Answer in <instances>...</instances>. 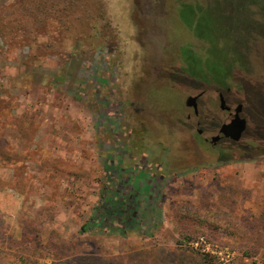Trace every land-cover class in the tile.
<instances>
[{
    "label": "rangeland",
    "instance_id": "1",
    "mask_svg": "<svg viewBox=\"0 0 264 264\" xmlns=\"http://www.w3.org/2000/svg\"><path fill=\"white\" fill-rule=\"evenodd\" d=\"M20 1L0 0V264L76 255L264 264V249L242 253L264 248V145L220 150L196 133L200 121L209 140L210 124L227 118L219 93L234 108L250 99L248 84L264 86V0L250 7L257 31L231 33L241 42L238 62L232 39L217 42L221 29L245 24L226 2L212 9L216 20L225 12L213 47L181 10L201 12L214 0H32L43 13L31 42L28 28L12 26ZM218 55L217 76L205 64ZM193 62L201 69L192 72ZM200 93L197 120L184 102ZM131 194L137 204L125 236L81 231L105 198ZM259 226L262 239H249L244 230Z\"/></svg>",
    "mask_w": 264,
    "mask_h": 264
},
{
    "label": "trees",
    "instance_id": "2",
    "mask_svg": "<svg viewBox=\"0 0 264 264\" xmlns=\"http://www.w3.org/2000/svg\"><path fill=\"white\" fill-rule=\"evenodd\" d=\"M76 0H73V3L75 4ZM237 1L240 2V0H214L213 4L204 9V11H199L196 7L193 9L186 8L185 10H181V21L186 23L190 28H192L195 31V34L199 37H204L207 40L212 39L215 41L217 35L215 34V29H217L218 21L225 22V12L219 11L220 17L218 20H216L213 16L212 9L217 11V8L222 9L221 4L222 2H226L228 4L227 7L228 11H234L236 12L240 17H242V21L245 22V24H241L238 22L237 25L232 28L230 33H226L221 29V32L224 34V39L222 40L219 38L218 41H229L232 39V45L234 46V51H230V54L234 56V61L238 62L241 60V55L239 51V45L241 44L237 42L236 37L232 38L231 33L233 34L235 31H237L239 28L245 33L248 31H257L255 30L257 27L256 22L252 19V16L250 15V7L252 6L251 3L254 0H243L240 2L241 7L238 5ZM220 2L221 4H218ZM72 3V2H71ZM253 4V3H252ZM39 4L33 3L32 0H23L19 3L15 4V8L17 9V15L15 17L17 18L12 22V26L14 27H20L23 29H27L24 31V38L26 37V40L28 42H31V32L33 27L36 25L38 21H41L40 15L43 13L41 10V6H38ZM83 10L87 11L89 10L86 8V3L84 4ZM197 10V12H196ZM227 11V10H226ZM228 11L226 12L228 15ZM210 13L212 14L210 18ZM262 13H264L262 11ZM71 34L74 33V30H71ZM263 33V32H262ZM30 34V36L28 35ZM264 37V33L262 34ZM67 36V35H66ZM72 36V35H71ZM67 36V37H71ZM227 43V42H226ZM229 43V42H228ZM213 47L214 42L212 43ZM225 49L228 50V48L225 46ZM223 52H225L223 50ZM226 53V52H225ZM228 55V54H227ZM229 56V55H228ZM223 55H218L215 59L212 58L209 60L205 67L210 73H216L218 74L222 73V70L224 68L223 63ZM192 66V72H196L197 69H201V66L198 63L193 62L191 64ZM220 77V75H219ZM264 86H253L248 84L247 87V95L250 97L248 101H245V114L248 119L251 120L252 126H249V134L246 137V142L249 145L247 152H254L256 153L258 150L262 148L264 145V92L260 90ZM250 95V96H249ZM249 122V121H248ZM260 147V148H259ZM238 148H235L234 150H237ZM233 151V150H232ZM246 152V153H247ZM248 153L246 155H248ZM264 153V150L262 151ZM219 163H222V160H219ZM137 204V198L134 197L132 194L125 195L124 198H118L117 200H113L110 198H105L101 205H98L95 209L96 215L94 216V219L90 222L84 225L81 228L82 232L88 231V230H95L97 228L101 229H110V231H114L115 229L119 228L121 235L125 236L127 229L132 226L134 222V209ZM110 227V228H108ZM260 227V228H259ZM257 228L253 227L249 230H244V232L248 235L249 239H262L263 230L261 229V226ZM240 231L234 230L232 233L234 236H237L238 239H243V237L239 234ZM260 249L259 244H249L246 246L245 250H243V256L244 257H250L252 251H258ZM61 254H63V249H61ZM186 250V249H185ZM187 251V250H186ZM251 251V252H250ZM193 252V251H191ZM183 258L187 259L190 256H193L190 252H184ZM62 256V255H61ZM208 257V256H207ZM205 257L206 262L210 263L212 260L207 259ZM210 258V257H209ZM20 264H27L23 259H21ZM53 264H116L111 260H104L96 256H83V255H76V256H64V258H58L55 260ZM135 264V263H130Z\"/></svg>",
    "mask_w": 264,
    "mask_h": 264
},
{
    "label": "flooded vegetation",
    "instance_id": "3",
    "mask_svg": "<svg viewBox=\"0 0 264 264\" xmlns=\"http://www.w3.org/2000/svg\"><path fill=\"white\" fill-rule=\"evenodd\" d=\"M229 90H227L225 93H227ZM203 95V93H200ZM223 95V108H225L224 110H221L220 111L223 113V114H226L227 115V118L224 119V120H220V121H216L215 123H211L210 126L212 127V129L210 130V139L208 140L205 136L206 134L209 135V133H207V129L204 125H202V123L200 121H197L196 122V133H197V136L200 138L202 137L203 138V141L205 143H209L210 146L212 148H219L220 150H224V149H228V150H234L235 148H238L237 151H247L248 150V144L246 142V137L248 136L249 134V122H248V118L245 114V101L244 102H237L235 107L233 108V105L228 103L227 101V98L226 96L221 93ZM201 95V96H202ZM200 96V97H201ZM199 97V98H200ZM199 98L197 99V105H198V100ZM219 98V97H218ZM238 105H241V111L239 113V117L244 119L246 121V129L242 135V137L240 138V140H238L237 142H234L228 138H225L222 136V134L220 133V129L223 125L229 123L231 121V119L233 118L234 114H235V111L234 109L238 106ZM219 108H220V102H219ZM193 115H194V118L195 119H199L200 118V113H199V110L197 111V114H195L193 112ZM187 119H190V116L188 115L187 116ZM202 125V126H201Z\"/></svg>",
    "mask_w": 264,
    "mask_h": 264
},
{
    "label": "water",
    "instance_id": "4",
    "mask_svg": "<svg viewBox=\"0 0 264 264\" xmlns=\"http://www.w3.org/2000/svg\"><path fill=\"white\" fill-rule=\"evenodd\" d=\"M202 94H198L196 96H189L186 98L184 104L185 107L191 108L195 114L198 111L197 99ZM219 102H220V109L224 110L223 108V95L219 93ZM235 114L231 121L225 125H223L220 129V133L223 137L228 138L234 142H237L242 137L245 129H246V121L239 117V113L241 111V105H238L235 109Z\"/></svg>",
    "mask_w": 264,
    "mask_h": 264
}]
</instances>
